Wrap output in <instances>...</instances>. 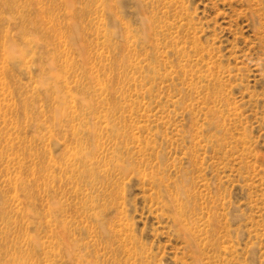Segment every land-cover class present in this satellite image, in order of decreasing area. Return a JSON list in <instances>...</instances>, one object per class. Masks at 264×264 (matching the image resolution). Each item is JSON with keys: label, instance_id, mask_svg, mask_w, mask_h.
<instances>
[{"label": "rangeland", "instance_id": "rangeland-1", "mask_svg": "<svg viewBox=\"0 0 264 264\" xmlns=\"http://www.w3.org/2000/svg\"><path fill=\"white\" fill-rule=\"evenodd\" d=\"M0 264H264V0H0Z\"/></svg>", "mask_w": 264, "mask_h": 264}, {"label": "bare ground", "instance_id": "bare-ground-1", "mask_svg": "<svg viewBox=\"0 0 264 264\" xmlns=\"http://www.w3.org/2000/svg\"><path fill=\"white\" fill-rule=\"evenodd\" d=\"M138 1V0H137ZM118 3V2H117ZM108 3H106V5H107ZM107 8H109L110 9V6L109 5H107Z\"/></svg>", "mask_w": 264, "mask_h": 264}]
</instances>
